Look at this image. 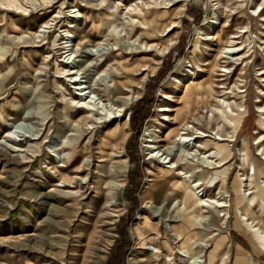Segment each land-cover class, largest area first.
<instances>
[{"label":"rangeland","instance_id":"1","mask_svg":"<svg viewBox=\"0 0 264 264\" xmlns=\"http://www.w3.org/2000/svg\"><path fill=\"white\" fill-rule=\"evenodd\" d=\"M152 18L163 25L157 38L143 33ZM66 51L75 65L65 64ZM82 51L90 54L80 58ZM72 67L85 72L92 96L121 115L86 118ZM159 71L147 109L136 112L147 118L132 162L130 114ZM181 133L193 142L173 147L177 157L169 160L182 175L164 182L152 146H176ZM195 144L210 163L199 168L203 181L192 171L198 156L179 157ZM219 151L222 164L207 158ZM186 181L203 190L199 213L196 206L183 212L172 189ZM252 195L261 205L252 207L253 219L244 215ZM211 200L225 206L218 218ZM261 232L264 0H0V264H107L121 239L123 264H190L167 254L165 236L174 251L189 238L185 246L200 264H264Z\"/></svg>","mask_w":264,"mask_h":264},{"label":"bare ground","instance_id":"2","mask_svg":"<svg viewBox=\"0 0 264 264\" xmlns=\"http://www.w3.org/2000/svg\"><path fill=\"white\" fill-rule=\"evenodd\" d=\"M150 13V11H147V14ZM141 15H144V13L140 14ZM153 20L151 21V24H150V29L147 31L145 30L143 33L147 36H150V38H157V33H162L163 31V25H160L159 24V19L158 18H152ZM43 28H46L43 27ZM212 39V38H211ZM68 42V41H67ZM66 44V43H65ZM69 47V46H68ZM150 49L153 48V46L151 47H148ZM64 49H67V47H63V50ZM69 51V50H68ZM224 51V54H228V55H233V54H237V52H239L238 49H226V50H223ZM68 52L66 51L65 54H66V57H65V64L70 66V65H75V58L76 57H72L71 54H67ZM90 54V52H87V51H82L80 54H79V57L80 58H84V57H87L88 55ZM68 71H72L71 73H69L72 77L70 78V82L71 83H77V84H74V87L75 89L77 90V95L79 98H80V101H84V107H81L82 110L84 111V113L87 114V117L86 118H92V116H101L102 120L104 122H109L110 120L114 119L116 116H120V112L121 111H117L116 109H114L113 107H110L109 108H106L100 101L98 98H96L95 96H92L91 94L93 93V88L90 87L89 85L88 86H85L83 83H87L85 81H81L82 78H86L85 76L84 77H80L82 76V74H85L84 73H79L78 74V70L75 71V68L72 67V68H69ZM67 73V72H66ZM79 75V76H78ZM193 83H190V85H192ZM118 85V83H117ZM115 88V87H114ZM115 91L116 92H121L119 86H117L115 88ZM186 93V91H185ZM117 100V99H116ZM115 102H120L119 99ZM160 112H171L170 110L166 109V108H163ZM124 113V112H123ZM177 119L179 120V124L182 123V119H181V114H177ZM101 120V121H102ZM162 120H166V121H169L167 118H162ZM113 121V120H112ZM105 124V123H104ZM182 134V133H181ZM183 136L180 135V137L178 136V139H176L174 141V144L173 145H176V146H172L168 149H165V150H162L160 151L159 147H156V146H152V153H151V156H154L157 158V161L164 165L163 168H159L158 169V173H159V178L162 179V181L165 182V178L168 177L169 175L173 174V176L176 175H179L181 176L182 173H175V169L176 166H171L170 163H171V160H169L170 157L173 156V158L175 159V157H177V152L173 154V149L175 147H181V146H189L190 144V141L193 142V139L192 140H188L187 138H184V137H181ZM203 136V135H202ZM201 136V137H202ZM207 136V135H206ZM206 136H203L206 137ZM6 138H9L10 140H14L16 141V138H12V137H9L7 134L5 135ZM16 137H24L23 139H26L27 137L25 135H21L19 133H16ZM198 137V136H197ZM22 139V138H21ZM198 139V138H197ZM169 140V137H166L163 141L164 142H168ZM148 142H150L151 144L153 143H157V141H155V139L153 140H148ZM19 143V142H18ZM205 143V142H204ZM207 145V144H206ZM151 146V145H150ZM149 146V147H150ZM210 146H211V143H210ZM155 147V148H154ZM174 147V148H173ZM196 150L191 152V153H183L182 155H180V159L182 157L181 160H184L185 159H190L189 156L192 155V156H198L197 160H200L199 162L200 163H196V165H193L192 166V171L196 170L198 171L197 169L199 168H206V166L210 165V163L206 160V158L204 156H201L199 157L201 154L199 153L198 154V149H202L198 144H195L193 146ZM151 148V147H150ZM198 150V151H197ZM158 151V152H157ZM220 153L221 151H219V153H211L208 155L207 158H210V156H214L216 155V157L219 159L218 160V164H222V161H223V157L220 156ZM192 159V158H191ZM168 160V162H167ZM179 160V159H178ZM178 166L182 167V168H188V165L189 163L185 162V163H181V162H178ZM165 165H168V167H166ZM62 167V165H61ZM220 167V166H219ZM166 168V169H165ZM80 171V169L78 170ZM199 174L197 176V178L199 180H204L206 177H207V174H206V171L204 170H200L199 169ZM175 177H173L172 180H174ZM187 178H190V176H188ZM188 180V179H187ZM189 181V180H188ZM183 182L181 184H172V189L176 190L179 192V194L181 195V198L182 200H180L179 202V205L181 206V209L183 210V212H188L189 210L193 209V207H197L198 208V213L199 211L202 210V208H205L206 205H205V202H203L202 199H199L197 198V195L196 193H199V192H203L202 191H199L197 192V189L199 188L200 186V183L199 182H196L194 185H193V182ZM157 194V193H156ZM203 198V197H202ZM161 199H165V193H162L161 194ZM248 202L250 203H246L245 206H246V210H244V215L245 216H250L251 219H253V215H252V207L253 206H257L258 209L261 208V205L258 204L257 202V198H256V195H252V197L250 199H247ZM208 206H211L214 210V212H216L217 214V218L219 217L218 213H221L222 211L218 212L217 209H221V208H224L225 206L223 204H220L219 202L217 201H210V204H208ZM159 212V210H156V213ZM170 218V217H168ZM196 220V217L194 218ZM166 221V220H165ZM167 222H171L170 219L167 220ZM166 232L168 233H172V237H175L176 240L178 241H181V235L179 234L178 232V229H175L173 227H171L170 225H166ZM139 232V231H138ZM140 234V233H139ZM263 232L260 233V235L262 236L261 238H264L263 237ZM143 235V234H142ZM141 235V236H142ZM167 236H165L163 239L165 240V246H167V254L168 255H173V254H176L178 256H182L183 258H187L189 261H190V264H200L198 262V258H195L193 257L192 253L190 252L192 249L191 247L192 246H185V242L187 243H190V240L189 238H187L185 240V242H183L179 247H178V251H174V249H172L169 245V242H168V239H166ZM186 247H188L189 249H187ZM174 251V252H173ZM158 252L157 250L154 251V253ZM169 261V260H168Z\"/></svg>","mask_w":264,"mask_h":264},{"label":"trees","instance_id":"3","mask_svg":"<svg viewBox=\"0 0 264 264\" xmlns=\"http://www.w3.org/2000/svg\"><path fill=\"white\" fill-rule=\"evenodd\" d=\"M200 13V12H199ZM163 75L161 74V71H159L155 76L151 77L146 85V93H145V100H141L139 101V103L137 104V107L134 108L131 111L130 114V123L132 126V129L134 131V135L131 136V138L129 139V141L127 142V152L129 154L130 160H133V156H132V151L134 153H136L137 155V148H136V141H137V134L140 131L139 128L140 126H142V124L144 123L145 119L147 118V113H142L141 115H137L136 112H140L143 111V109H147V105L148 103L151 101V98H153L154 94H155V88L158 85V83L160 82V80L162 79ZM151 94V97L149 98V95ZM142 105V106H141ZM141 106V108H140ZM139 127V128H138ZM132 142H135V145L133 146L132 149H130V144ZM138 160V158L136 159ZM134 162V161H132ZM134 182H130L127 184L126 186V198L127 201L129 203H133L134 201V194H135V190H131V188L133 187ZM133 191V192H132ZM122 232H120V236H122ZM122 239L120 241H117L116 243H119V245L121 244ZM118 244L115 245L113 247V249L111 250L112 252L109 255L107 264H123L124 261V256H125V248L126 246H119Z\"/></svg>","mask_w":264,"mask_h":264}]
</instances>
